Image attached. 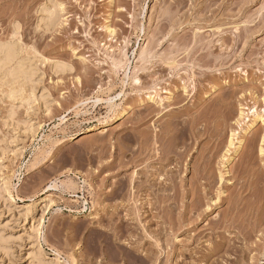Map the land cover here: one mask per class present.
Returning <instances> with one entry per match:
<instances>
[{
  "label": "rangeland",
  "instance_id": "rangeland-1",
  "mask_svg": "<svg viewBox=\"0 0 264 264\" xmlns=\"http://www.w3.org/2000/svg\"><path fill=\"white\" fill-rule=\"evenodd\" d=\"M49 1L0 0V41L19 42L22 57L46 58L35 61L41 83L34 96L27 88L11 101L7 79L0 71V231L5 235L4 241L9 238L0 246V264H31L27 235L32 224L23 226L22 214L30 204L47 198L55 203L43 220L47 238L43 250L50 259L55 256L47 247L58 249L61 264H75L76 259L80 264H264V155L260 154L264 122L249 129L254 114L264 115V0H55L64 6L61 23L45 32L37 22L40 6ZM107 27L115 33L111 35ZM142 56L146 58L144 62ZM120 58L124 66L115 68L114 61ZM57 60L70 63L73 69L64 73L52 71ZM136 76L143 81L141 85L133 82ZM150 94L155 99L148 101ZM30 95L35 98L31 96L33 103L29 107ZM111 98L113 101H109ZM143 99L146 107L145 103L139 107ZM46 100L49 111L44 108ZM11 102L16 106L14 122L10 124ZM139 108L147 110L145 116ZM242 111L246 117L238 123ZM182 115L197 122L198 127L201 124L198 132L204 134L203 140L200 136L194 142L197 151L193 150L194 157L185 160L183 175L192 183L198 173L195 164L199 149L208 151L205 161L214 185L210 184L207 205H212L221 190L232 199L242 191V180V184L229 187L226 181L219 182L221 171L230 170L234 181L246 174L248 198L243 199V207L250 201L247 207L253 210L255 228L252 235L245 238L238 223L227 225L229 228L221 224L232 204L224 201L212 205L206 218L198 217V230L189 231L188 226L181 230L176 226L175 230L167 223L168 228L158 232L155 224L154 235L161 245L153 246L139 222L133 220L141 218L147 223L144 215L134 212L132 203L139 196H130L135 199L128 202L132 209L127 212V198L119 192L112 193L118 182L136 181L133 175L139 169L138 144L133 139L137 132L146 131L145 126L160 138L169 124L176 127L183 120L192 127V122L182 119ZM140 116L146 119L141 122ZM170 118L181 121L175 124ZM30 119L40 125L36 136L25 131L23 124ZM153 126L156 128L151 129ZM91 127L96 129L89 131ZM232 134L234 145L230 147ZM168 139L163 152L172 142V138ZM241 141L243 149L235 154ZM169 148L174 151L171 156L177 154L172 145L166 149ZM228 148L232 150L227 152ZM47 149L53 153L39 162L47 155ZM112 160L113 164L108 165ZM169 167L176 169L172 164ZM69 177L79 185L75 190L79 196H72L74 188L62 187L70 184ZM257 178L263 179L261 192ZM5 179L16 187L13 192H19L25 200L3 197ZM55 180L62 183V188L43 194ZM62 180L68 182L64 184ZM205 187L210 188H202ZM59 207L60 212L54 210ZM123 216L132 218V227L140 228L127 231ZM164 217L161 226L167 219ZM199 230L201 239L197 242L193 236L198 237ZM223 235L236 238L223 239L221 250L213 251ZM151 245L154 249L150 255ZM154 251H158L157 257Z\"/></svg>",
  "mask_w": 264,
  "mask_h": 264
},
{
  "label": "bare ground",
  "instance_id": "bare-ground-1",
  "mask_svg": "<svg viewBox=\"0 0 264 264\" xmlns=\"http://www.w3.org/2000/svg\"><path fill=\"white\" fill-rule=\"evenodd\" d=\"M53 1H55V0L49 1L50 3L42 4L40 6V8H39V18H38L37 26H39L45 32L48 31V30H52L55 26H57V24L59 25V23H61L62 12L64 11V8H63L64 6H63V4L59 3L58 1L57 2H53ZM107 28L110 31L111 35H113L115 33V31L112 28H110V27H107ZM15 29L16 30L19 29L18 24L16 25ZM142 54L147 58L146 52H145V54H144V52ZM21 55H22V52H21V46H20V43L19 42H17V41L16 42L15 41H10V42L9 41H0V71L4 72V78L7 79L5 81L6 82L5 84H7V86H9V90H8L7 93H8V96L10 97L11 101L12 100H15L17 98V96L19 95V93H22L27 88L30 89V91H31L29 94H32L34 96L36 90L39 88V85L41 83V74L38 71V68L36 66V62L35 61H45L46 58L45 59H42V58H40L38 56H35L33 58L32 57H22ZM145 57L144 58H143V56L141 57V58H143V59H141L143 62L146 59ZM118 59L117 60L115 59V61H114V65L113 66L115 68H117L119 66H122V67L124 66V61L121 60V58H120V60H118ZM122 59H123V57H122ZM51 68H52V71H54L56 73H60V72L61 73H64V72H67V70L73 69V66L70 63H68V62H64V61L57 60V61H54V63L52 64ZM140 80L141 79H139L136 76L133 79V82L136 83V84H138V83L140 84V83L143 82V81L140 82ZM215 89H217V88H215ZM32 95H30V98H28V97L27 98L28 99H31L33 97ZM21 98H23V97H21ZM33 98H35V97H33ZM33 98L30 100L31 105L28 104L29 107L32 106ZM146 98H147L148 101H151V100H154L155 99V96H153L152 94H150ZM23 99H20V101L23 100ZM47 100H46V102L44 101L45 102L44 108L46 110L49 109L48 108V104H46V103H48ZM109 101H113V98H111ZM96 102H99V99H97ZM11 103L12 104L9 107V113H8V118H9L8 121H9V123L10 122L11 123L14 122L13 121L14 115H15V109L14 108L16 106V104L14 102H11ZM27 103H29V102H27ZM144 103H145V100L144 99L143 100H140L138 106L139 105L142 106ZM17 104H19V103H17ZM20 104H21L20 106H22L23 105V101ZM147 105L149 107L150 104L148 103ZM17 107H18V105H17ZM144 107H146V103H145V106ZM150 107H151V105H150ZM150 107L147 108V109H150ZM141 108L143 110L145 109L143 107H141ZM126 109H124V110H126ZM142 109L139 108V110H142ZM143 110H142V112H143ZM146 111L147 110H145V112H143L142 114L146 113ZM125 112L126 111H124V113ZM245 113H246L245 111H242L241 112L240 119L238 120V123H240V122H242L244 120V118L246 117V114ZM145 115L146 114H144L142 116H145ZM142 116H140V119H139L141 122L145 118V117H142ZM182 116H180V117H182ZM180 117H178V118H180ZM173 118H170V119H173ZM183 118H184V116L182 117V119ZM170 119H168V120H170ZM174 119H173V122L175 124L178 123V121H181V119L178 120L176 118L178 121L175 120L176 121L175 122ZM185 119H189V118H186L185 117L184 120ZM196 119H198V118H196ZM196 119L194 118V120H196ZM139 120H138V122L140 123ZM189 120L187 121L188 123H189ZM203 120H204V118H203ZM190 121L193 124V126L191 124L192 127L189 126L190 124L187 125L186 122H184V121L182 123L179 122L176 125V127H174L173 124H172L173 126L170 127V124L168 125V122H167V125L169 126V128H168V126L166 125V127L168 128L167 130H166L165 126H164L165 131L163 132L162 131L163 128L160 127L161 128L160 129L161 132H163L162 133L163 136L161 137L159 135L160 132L158 133V135L160 136L161 139L158 138L156 134H155L156 136H154V134L151 132L152 130L148 131V129H150V128L147 129V127H145V126L143 127V129L146 128V129H144L146 131H143L141 129V131L139 130V132H137V134L135 133L136 136H134V139L133 140L136 142V144H138V146L136 145V147H138L137 148L138 156H137V160L136 161L139 162L138 172L135 173L136 175L135 174L133 175V177L136 176V179H135L136 181H135V183L134 182H129V183H126V182H118V186H116V189H113L112 190V193H114V194L116 192H119V194H123L124 197L127 198V203L130 202V200L135 199V198L132 199L130 197L133 194L135 196L136 195L139 196V199L138 200H135V202L132 203L134 205L133 208L135 210V211L134 210L133 211L136 214H138V216H139V213H140V217H141V214H142V216L144 215L143 217H144V219L146 218L147 223L142 222L143 219H141V218L140 219H137V218L134 219L133 218V220L134 221L137 220L139 222L138 224H140V227H141V230H142L144 236L146 238H149L148 239V242L151 243L153 246L154 245L155 246H160L161 245L159 243L160 242L159 241V238H156L155 237V236H157V234L154 235V233H155L154 232V230H155L154 225L155 224H158V227H159V230H157L158 232L160 230H162V232H164L168 228L169 225H171V226L173 225L174 228L176 226H178L177 227V230H178V228L181 230L185 226H188L189 231H190V229L198 230L199 227H200V223L198 222V220L201 217L202 218H206L209 215V213L212 211V209H211L212 208L211 207L212 205L213 206H216V205L218 206L219 204H222L224 201L225 202H228V203H232V204L231 205L228 204V206L230 205V211H229V208H228L227 211H229V212L224 216L225 219H224L223 222H225L226 224H224L223 222L221 224H223L225 226H227V225L228 226H231V225L236 226V224L238 223L239 226H241V229L243 231V234H244V237L245 238L248 237V236H250V235H252L253 232H254V230H255V228H254V226L252 224V220L253 219L251 217V212L253 210L250 208V206L247 207L248 206V203L250 201L247 202L246 208H244L245 206L243 207V202H244L243 199L245 197H247L246 195L248 193L246 194V192L248 191V185H249L248 184V179L245 178L246 174H245V176H243L241 178H237L238 179L237 181H234V179L231 176V171L230 170L225 169V171H221V174L219 175V178L217 177L219 179L218 180L219 182L221 181V183H222L223 181H226L227 182L226 183V186L229 187L230 185L232 186L233 184H237L240 180H242V182H243V185L241 187L242 188V191L240 190V193L238 195L234 196L235 198L232 199V197H230L231 195L230 196L229 195H226V191L221 190L217 194V200L216 199H215L216 201L214 200L216 204H212V205H207L209 203V201L207 200V199H209L208 196H209V194L212 191L210 184L211 185H214L212 183V181L209 180V176H208V172H207L208 171L207 170V166H208L207 163L208 162L205 161V159H206V152H208V151H206V152L205 151H201V150H203V148L202 149L200 148L199 149V154L198 155L196 154L197 157L196 156L195 157H196L197 164H195V165H197V167L194 166V168H192V169L194 170V169L197 168L196 170L198 171V173L196 171H194V172H196L195 173L196 175L195 176L193 175L194 177H193L192 183L186 179V175H183V172H184V169H185V167H183V166H184V164L187 161L186 160L187 157H189V156H193L194 157L193 153L191 154V152L193 150L195 151V148H194V146H195L194 144L195 143L194 142H196L197 139H199L200 136H201V139H202V137L204 135V134L203 135H200L199 132H198V128L201 125L199 123L200 120L199 121L196 120L200 124L199 127L196 124L197 122L196 123H193L195 121H193V120H190ZM209 121L211 122V119ZM259 121L264 122V115L261 114V113L254 114V118L252 119L251 124L249 125V129L254 128L255 126H257ZM145 123H147V121L144 122V124ZM170 123H171V121H170ZM183 123L185 124V126H184ZM144 124L142 123L140 125L143 126ZM23 125H26V127H25L26 130L25 131H26V133L28 132L30 135H35L37 133V131H38V127L40 126V125L39 126L36 125V123L33 122L32 119H30L29 121H25V123ZM152 125H154V123ZM152 125L151 126L149 125V127H152ZM180 125H181L182 128H180ZM186 125L188 127H190V128L188 129V127ZM142 126L140 128H142ZM147 126H148V124H147ZM154 127L155 126H153V128H151V129H154ZM140 128H138V129H140ZM202 128H203V126H202ZM94 129H96V128L95 127H91V128H89V131L94 130ZM138 129H137V131H138ZM155 133H156V131H155ZM206 133H207V129H206ZM233 135L234 134H232L231 139L229 141L230 147H232L234 145L233 138H232ZM262 136H263L262 137V141L264 142V134ZM168 138H172V142L171 143L170 142H167V143H170V145H172V147H174V150L176 149L175 152L177 151L176 152L177 154L175 153L176 155H173L174 157L171 156L173 149L169 148V151H168V149H166V148H168L170 146L169 144L167 145L168 147L165 148V152H163L164 151L163 150L164 149V146L163 145H165L164 142L166 143V140H169ZM208 142L210 143V141H208ZM201 143H204V142H201ZM243 145H244V143H243V141H241L240 144H239V146H237V148L235 149V154H237L240 150L243 149ZM161 146H163V147L161 148ZM208 146H210V145H208ZM179 147H181V152H179L180 151L179 150L180 149ZM207 148H206V150H207ZM229 148L227 149V152H229V151L232 150V149H229ZM17 151H18V149H17ZM19 151H20V147H19ZM52 153H53V150H48L47 153H46L47 155L43 159H41L43 157V155H42V157H39L41 160H39V158H37V160H39V162L40 161L43 162V160L45 161L46 159H48L49 158L48 156H50ZM173 153H174V151H173ZM210 153H211V151H210ZM245 154H248V153H245ZM260 154L261 155H264V143L261 144ZM16 155L22 156V153L19 152L17 154V152H16ZM207 156H208V154H207ZM223 156H225V154ZM211 157H213V156H211ZM229 157H228V159H230ZM249 161H250V159L248 160V162ZM36 162L37 161L35 160V164L38 165L39 163L37 164ZM112 164H113V160L108 165H112ZM170 164L175 165L174 168H176V169H172L171 167H169ZM251 165H253V164L251 163ZM243 166H245V165H243ZM245 172H246V170H245ZM181 174L183 176H181ZM210 176H212V175H210ZM133 177H132V179H133ZM214 179L215 178H213V180ZM68 180H69V183H70L69 185H68V183H67V185L65 184L68 181L62 180V182H64V184H65V185H62V187H64V186L66 187L67 186L69 188L70 187L74 188V192L75 193L73 192V195L72 196H75V197L76 196H79V194L76 193V191H77L76 189L77 188H80L79 185L76 184L77 182L76 183H74V182L72 183V181H70V177H69ZM257 180H258V178H257ZM130 181H133V180H130ZM214 182H216V181H214ZM242 182H239V184L240 183L242 184ZM262 183H263V179L262 178H259V180H258V189H259V191L261 190L260 185ZM61 184H59V180L52 181L49 184V186L46 187V189L44 190L43 194L48 193L49 191H52V190H58L61 187ZM207 185H209V187H210L209 189H207L206 187L205 188H202L203 186H207ZM2 186H3V191H4V195H3L4 198L7 197L6 199H10L11 201H14V200H25L19 194V192L16 191V189H15V191L18 192V193H14L13 192L14 189L12 190V188L15 187V186H13L9 182L8 179L7 180L5 179L3 181ZM69 188H67V189L69 190ZM68 190H66V191H68ZM260 194H258V195H260ZM47 197H49V196H47ZM51 197H52V194H51ZM262 201L263 200L260 199V202H259L260 205L257 204L260 208H261V205H262L261 204ZM53 202H54L53 199H48V198L47 199H44V200L36 201L34 203L32 202L33 204H30L32 206L29 207V208H27L28 210L25 211V212H23V214H22V215L25 214L24 217L22 216L24 218V220L22 221L24 223L23 226H26L27 222L30 223V224H32L31 229H30L31 231L28 232V235H27V240L29 241V243L31 245L30 248H29L30 249L29 252H27V256H28V259L31 261V264H61L60 263V260H59V258L61 256V253L59 252L58 249H56L55 247H51V246L47 247L49 249V251H51V253L55 256L54 258H52V256H51L50 259L47 257L48 255H46V253L43 250V246H44L43 245V242H46L47 243L46 235H45V233H44V231L42 229V225H43V222H44L43 220H44L45 215L54 206L53 204L55 202L54 203ZM127 203H124V207L125 208L128 207L129 209H127V212L128 211L130 212V210L132 209V207L130 208L129 207L130 204L129 203L127 204ZM256 203H258V202H256ZM204 206H205V208H203ZM231 206H232V208H231ZM259 207L257 209H259ZM141 209H143L142 212H140ZM54 210H56L57 212L58 211L60 212L61 208L59 207V208L54 209ZM259 211H260V209H259ZM54 213H55V211H54ZM162 214H163V216H162ZM95 215H96V213H95ZM164 215H166V217H164ZM257 215H259V214H257ZM124 216H125V214H124ZM124 216L122 218H124ZM162 217H164L163 219L167 218L169 220L168 221L167 219H165V221H163V226L160 225V223L162 221L161 220ZM198 217H200V218H198ZM258 217H260V216H258ZM124 220H126L124 223L126 224L125 229L127 231L128 230H132V231L133 230H138L140 228L139 225H136V226L132 227L133 226L132 225L133 223H131L132 222V218L130 219L128 217H125ZM36 223H38V224H36ZM167 223H169L168 226H167ZM258 223H260V222H258ZM261 223H263V220L262 219H261ZM261 223H260V225H261ZM164 224H165V227H164ZM160 226H161V229H160ZM171 226H170V228H171ZM228 226H227V228H229ZM219 227H222V226L219 225ZM217 228H218V226L216 227V229ZM175 230H176V228H175ZM201 230H199L198 232L195 231V233L197 232L198 237H196L194 235L193 236V237H195L194 241L199 242L198 239H201V237H199L201 235ZM125 231L123 230V232H125ZM212 231H214V230H212ZM123 232H122V234H123ZM162 232H160V233H162ZM115 233H114V235H115ZM132 234H134V233H132ZM118 236H119V234H118ZM4 237H5V235L3 234L2 230H1L0 231V246H1V244L3 242L6 243L5 241L6 240L8 241V239H9V238L8 239L5 238L6 240L4 241ZM235 238L236 237H228L227 235H223L222 238H221V241L216 242L217 244L215 243L216 245L214 246L213 251L217 252V250H219L221 247H223V244H224L223 243V239H226L228 241H231L233 239L235 240ZM32 239H34V240H32ZM152 245H151V248H152ZM135 246L138 247L137 245H135ZM148 247H150V246H148ZM148 247H146V248H148ZM142 249H143V245H142ZM153 249L154 248H152V250H151L152 252L150 251V255L153 253ZM155 250H156V247H155ZM157 252H156V254H157ZM143 253H146V252H143ZM72 254H71V256L73 258V255ZM154 254H155V251H154ZM156 254H155L154 257H157ZM157 255H159V253ZM203 255H205V254H203ZM140 257L141 256H139L138 258H140ZM150 258H152V256ZM207 258H209V257L207 256ZM73 259L75 260L76 258H73ZM156 259H158V258H156ZM156 259H151V260H156ZM148 260H149V258L147 259V261ZM76 261H75L76 262L75 264H80V263H78V262H80V261H78V259H76ZM61 262H62V260H61ZM67 262H68V260H67ZM73 264H74V262H73ZM156 264H157V261H156Z\"/></svg>",
  "mask_w": 264,
  "mask_h": 264
}]
</instances>
